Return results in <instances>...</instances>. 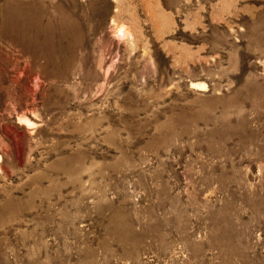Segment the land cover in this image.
I'll return each instance as SVG.
<instances>
[{
  "label": "rangeland",
  "instance_id": "obj_1",
  "mask_svg": "<svg viewBox=\"0 0 264 264\" xmlns=\"http://www.w3.org/2000/svg\"><path fill=\"white\" fill-rule=\"evenodd\" d=\"M0 264H264V0H0Z\"/></svg>",
  "mask_w": 264,
  "mask_h": 264
}]
</instances>
